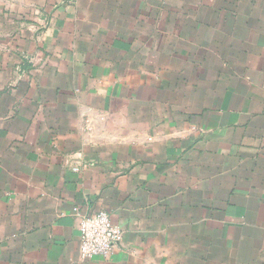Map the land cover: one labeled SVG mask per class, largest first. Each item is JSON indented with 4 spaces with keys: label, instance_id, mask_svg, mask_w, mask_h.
<instances>
[{
    "label": "crops",
    "instance_id": "1",
    "mask_svg": "<svg viewBox=\"0 0 264 264\" xmlns=\"http://www.w3.org/2000/svg\"><path fill=\"white\" fill-rule=\"evenodd\" d=\"M0 264H264V0H0Z\"/></svg>",
    "mask_w": 264,
    "mask_h": 264
},
{
    "label": "built area",
    "instance_id": "2",
    "mask_svg": "<svg viewBox=\"0 0 264 264\" xmlns=\"http://www.w3.org/2000/svg\"><path fill=\"white\" fill-rule=\"evenodd\" d=\"M74 170L78 171L79 167H74ZM77 218L81 259L90 260L95 257H107L121 242L122 228L113 222L107 211L77 212Z\"/></svg>",
    "mask_w": 264,
    "mask_h": 264
}]
</instances>
